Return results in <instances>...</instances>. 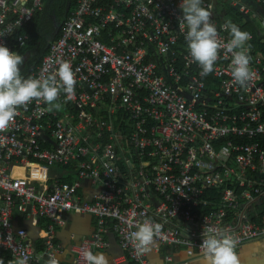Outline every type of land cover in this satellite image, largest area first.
I'll return each mask as SVG.
<instances>
[{"label": "built area", "instance_id": "built-area-1", "mask_svg": "<svg viewBox=\"0 0 264 264\" xmlns=\"http://www.w3.org/2000/svg\"><path fill=\"white\" fill-rule=\"evenodd\" d=\"M179 3L78 0L66 17L30 76L45 77L59 62H70L76 78L72 99L61 93L60 107L51 110L33 100L0 133V245L11 253L6 264L21 253L28 264H44L49 251L64 264L56 226L70 211L97 216L71 264H85L83 252L105 246L109 231L134 264H149L129 241L145 219L163 225L155 241L159 248L181 244L200 251L211 229L234 234L239 254L244 244L264 236V220L244 208V199L264 196V0H204L225 43L231 37L223 25L232 20L226 3L256 22L260 18L263 35L256 46L247 31L254 76L246 89L233 83L231 53L225 50L215 70L201 75L180 27ZM41 4L0 0V43L18 52L29 38L23 26ZM35 164L46 171L49 165L78 166V178L35 176ZM16 166L27 173L15 174ZM83 179L101 183L94 198L79 192ZM235 180L247 189L238 191ZM17 214L35 224L49 219L42 248L26 227L15 229Z\"/></svg>", "mask_w": 264, "mask_h": 264}, {"label": "clouds", "instance_id": "clouds-1", "mask_svg": "<svg viewBox=\"0 0 264 264\" xmlns=\"http://www.w3.org/2000/svg\"><path fill=\"white\" fill-rule=\"evenodd\" d=\"M181 16L180 27L186 29L185 41L191 59L201 68V75L206 76L215 70L221 50L231 53V77L233 83L247 88L254 72L250 66L248 41L251 36L239 26L226 21L223 29L230 34L225 43L220 37L216 24L212 21L211 5L204 6V0H180L178 5ZM31 20V19H30ZM2 22V20H0ZM5 33H0L3 36ZM24 57L0 43V133L8 131L14 123L18 109L27 106L33 100L43 102L52 108H59L57 103L61 93L72 99L76 84L75 72L68 61L59 62L55 72L45 77H24L21 65ZM163 225L145 219L136 225L129 241L137 254L151 250L160 238ZM203 264H241L238 254V239L227 231L209 230L200 245ZM85 264H109L107 255L102 252L86 250L83 252ZM29 257L21 253L11 264H28ZM0 264H4L0 260ZM44 264H59L54 251L47 253Z\"/></svg>", "mask_w": 264, "mask_h": 264}, {"label": "crops", "instance_id": "crops-1", "mask_svg": "<svg viewBox=\"0 0 264 264\" xmlns=\"http://www.w3.org/2000/svg\"><path fill=\"white\" fill-rule=\"evenodd\" d=\"M75 3H68L70 12L77 6L78 0H76ZM43 4L44 3L42 0L41 7L38 10L43 8ZM261 8L264 9L263 6H261ZM228 15L231 17L229 11ZM13 16L14 13H10V17ZM231 19L232 20L230 21L234 24H243L238 23V21L233 18ZM253 21L256 26L257 33H259V36L261 37L263 35V28L260 26L259 22H256L255 20ZM260 28L262 29L261 33L259 32ZM23 31L27 32L25 29H23ZM260 37H258L257 43H253V45L256 46L258 44V42L260 41ZM59 166H62V174L58 176L69 175L68 167L64 165ZM14 170L15 173L21 175L27 173V170H25L24 167L16 166ZM48 171L49 168L47 171L42 170L39 164H35L33 168V174L35 176L43 177L49 175ZM232 184L237 188L238 191L244 192L247 189L240 183L239 180L233 181ZM100 187L101 183L98 181L83 179L80 193H82L85 198L92 199L94 198V195L100 190ZM244 206L245 211L253 219H256L258 221L264 220V196L254 199L246 198L244 199ZM48 222L49 219L43 217L40 219L39 223L35 224L31 218L22 216L21 214H17L14 222V227L15 229L21 226L26 227L29 232L30 238L33 240L36 246L41 248L43 246L41 232L42 230L47 228ZM96 222L97 216L93 213L70 211L66 213L65 223L58 224L56 226L55 239L62 246V249L59 252V258L62 262H64V264L72 263V259L76 253V247L81 243L86 235L92 233V231L95 229ZM105 238L107 240L106 245L103 247H99L96 252H102L107 255L109 264H134L131 259L124 255V250L118 241V237L113 231L107 232L105 234ZM146 256L149 260V264H203L200 251L192 250L181 244H165L159 248L156 246L155 242L151 250L146 252ZM169 256H171V258H169ZM239 258L244 264H264V236L244 244L239 250ZM46 259L47 258H45V260Z\"/></svg>", "mask_w": 264, "mask_h": 264}, {"label": "trees", "instance_id": "trees-1", "mask_svg": "<svg viewBox=\"0 0 264 264\" xmlns=\"http://www.w3.org/2000/svg\"><path fill=\"white\" fill-rule=\"evenodd\" d=\"M69 2L75 3L76 0H43V8L36 11L32 19L24 24L23 29L28 32L29 38L25 45L18 48V53L24 57V63L21 65V74L24 77L30 76L38 68L42 63L43 57L49 50L50 40L58 37L62 33V25L70 12L68 8ZM250 3L253 5V2ZM226 10L229 11L231 18L237 20L238 23H243L236 24L241 30L252 31L255 34L253 43H257L258 37L260 36L257 33L252 15H248L247 17L237 6L229 3H226ZM26 53H28L27 57L25 55ZM120 116L121 114L116 119L117 122H119ZM66 167H68L69 175L58 177L65 181H75L78 178V166L67 165ZM52 179H54V175H50V180ZM80 188L79 192H81ZM220 193L219 191L214 193L217 199L221 197ZM38 248L40 249V247ZM10 258V251L5 250L0 245V260H3L4 264H6Z\"/></svg>", "mask_w": 264, "mask_h": 264}, {"label": "rangeland", "instance_id": "rangeland-1", "mask_svg": "<svg viewBox=\"0 0 264 264\" xmlns=\"http://www.w3.org/2000/svg\"><path fill=\"white\" fill-rule=\"evenodd\" d=\"M257 6V5H256ZM260 10V9H259ZM261 14L263 13L264 14V9L262 8L261 9ZM258 20V22L260 23V18H257ZM262 25H263V23H262ZM26 55V57H27V55H28V53H26L25 54ZM25 57V58H26ZM42 165H44V164H42ZM40 166V165H39ZM24 168H25V170H27V168L25 167V166H23ZM40 168L42 169V170H46L45 168H42L41 166H40ZM61 168H62V166H59V165H49V171H48V174L49 175H54V176H58V175H60V174H62V171H61ZM45 176H43V178H44Z\"/></svg>", "mask_w": 264, "mask_h": 264}, {"label": "bare ground", "instance_id": "bare-ground-1", "mask_svg": "<svg viewBox=\"0 0 264 264\" xmlns=\"http://www.w3.org/2000/svg\"><path fill=\"white\" fill-rule=\"evenodd\" d=\"M15 173V172H14ZM16 174V173H15Z\"/></svg>", "mask_w": 264, "mask_h": 264}]
</instances>
